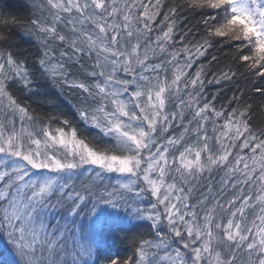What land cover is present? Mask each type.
Returning a JSON list of instances; mask_svg holds the SVG:
<instances>
[{
  "label": "snow or ice",
  "instance_id": "6c2138e0",
  "mask_svg": "<svg viewBox=\"0 0 264 264\" xmlns=\"http://www.w3.org/2000/svg\"><path fill=\"white\" fill-rule=\"evenodd\" d=\"M22 3L0 10V264H264V0ZM218 44L235 68L192 71ZM240 68L217 108L206 83Z\"/></svg>",
  "mask_w": 264,
  "mask_h": 264
},
{
  "label": "trees",
  "instance_id": "16d2710c",
  "mask_svg": "<svg viewBox=\"0 0 264 264\" xmlns=\"http://www.w3.org/2000/svg\"><path fill=\"white\" fill-rule=\"evenodd\" d=\"M0 10L7 13H13L18 11H23V3L22 0H0ZM183 16L187 17L185 23L181 24V28H187L190 25H194L197 22L198 18L192 17L189 13H184ZM183 18V17H182ZM190 37H195L198 39V34L196 32L189 33ZM177 46H179V38H177ZM28 47V45H25ZM215 55L217 57L216 61H213L212 64L209 66V76L207 79H211V73L215 72L218 73L221 69H224L226 65L232 66L235 68L234 62V49H230L226 45H216L214 48L209 49L208 54L206 57H202L196 64L193 65L192 71H195L196 68L199 66L200 63H204L208 65L211 56ZM250 79H255L252 75L245 71V69L240 68L236 77L233 78L232 82H222L221 84H207L205 86V95L211 100L214 96L216 97L214 103L217 108L221 105L227 107L228 106V99L234 94L237 93V89H251L252 84L249 83ZM247 94L251 95L250 92ZM65 95H69V93H65ZM260 98L258 96H253L252 100L249 102L255 101L257 104L259 103ZM27 103L31 105L32 108L36 109L38 113L50 111L51 109L48 106L40 104L38 101L34 100H27ZM60 103L63 106L65 112L71 113L72 109L70 104L67 101L61 100ZM259 118V110L256 113V117ZM92 135H97L98 130L92 129ZM106 139V138H104ZM150 223V222H145ZM146 233V238L153 239L154 236L152 235L154 230L151 229H141ZM120 250L121 256L131 255V250H125L124 245H117Z\"/></svg>",
  "mask_w": 264,
  "mask_h": 264
},
{
  "label": "rangeland",
  "instance_id": "374dc122",
  "mask_svg": "<svg viewBox=\"0 0 264 264\" xmlns=\"http://www.w3.org/2000/svg\"><path fill=\"white\" fill-rule=\"evenodd\" d=\"M153 202H154V199H153ZM145 206L147 207V206H149V205L146 204Z\"/></svg>",
  "mask_w": 264,
  "mask_h": 264
}]
</instances>
